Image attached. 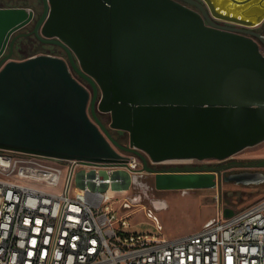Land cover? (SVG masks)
Returning a JSON list of instances; mask_svg holds the SVG:
<instances>
[{"label":"water","instance_id":"95a60500","mask_svg":"<svg viewBox=\"0 0 264 264\" xmlns=\"http://www.w3.org/2000/svg\"><path fill=\"white\" fill-rule=\"evenodd\" d=\"M185 1L197 9L177 0H42L36 17L0 7V148L116 166L134 153L150 170L146 157L223 160L264 141V39L253 29L264 0ZM34 20L35 36L67 57H12L15 33ZM106 112L109 126L99 117ZM110 128L126 131L128 143ZM154 172L158 189L216 185L214 171Z\"/></svg>","mask_w":264,"mask_h":264},{"label":"built area","instance_id":"2783aa9c","mask_svg":"<svg viewBox=\"0 0 264 264\" xmlns=\"http://www.w3.org/2000/svg\"><path fill=\"white\" fill-rule=\"evenodd\" d=\"M253 29L264 39L262 23ZM129 157L116 166L0 148V264H264V196L180 237L130 231L111 206L127 177L118 169L137 165Z\"/></svg>","mask_w":264,"mask_h":264},{"label":"rangeland","instance_id":"374dc122","mask_svg":"<svg viewBox=\"0 0 264 264\" xmlns=\"http://www.w3.org/2000/svg\"><path fill=\"white\" fill-rule=\"evenodd\" d=\"M8 3L10 6L30 9L36 17L43 10L42 0H8ZM262 24L264 25V21ZM32 52H36V49L24 46L20 50L22 56ZM99 117L109 126V113L99 114ZM121 143L127 144L128 136L123 137ZM129 155L137 157V165L132 168L133 173L128 174L123 184L116 185L111 206L119 216L126 217L130 231L158 233L167 238L180 237L199 231L207 221L221 214L227 207L245 208L264 196V179L237 182L225 177L230 173L244 171L264 173V164L247 163L249 160L264 158V141L223 160L171 159L153 162L149 157L146 158L147 165L157 169L202 167L207 171L212 170L210 167L222 165L220 171H215L214 187L158 189L155 174L145 169L143 159L134 153ZM123 173L127 171L118 169V174Z\"/></svg>","mask_w":264,"mask_h":264},{"label":"flooded vegetation","instance_id":"af4514ba","mask_svg":"<svg viewBox=\"0 0 264 264\" xmlns=\"http://www.w3.org/2000/svg\"><path fill=\"white\" fill-rule=\"evenodd\" d=\"M177 1L187 5L188 7L197 9V6L195 4H193V3H191V2H188V1H185V0H177ZM193 1H195V0H193ZM35 21L36 20H34L33 22H31L30 24H28L27 26H25L24 28L20 29L19 31H17L15 33V34H20V36H19V38L17 40L20 39L22 42L20 44L18 42L16 43L15 49L13 51V54L16 51H20L22 47L26 46L29 49L30 48L31 49H36V53H42V52L43 53H51V54H55V55H58V56L67 57L66 50L63 47H61L60 45L54 44V43L43 42V41H41L40 39H38L35 36V34L32 32L34 24H35ZM12 57H13V55H12ZM79 79L84 84H86L89 87H91V84L86 79H84L81 76H79ZM99 114L102 115L103 113H99ZM110 132L113 135V137L117 141H119L120 143L122 142V138L123 137L128 136V133L126 131L120 130V129L110 128ZM146 165H147V163H146ZM147 167L150 169L149 172L150 173H154V174H155L154 170H196V171H206V170H203L202 167H199V168L198 167H192V168H182V169H180V168H168V169H159L158 168L157 169V168H154V167H149L148 165H147ZM210 168H212V170H209V171L218 172V171L221 170L222 165L221 166H213V167H210ZM244 172H246V171H244ZM249 172L254 173L253 180H263L264 179V173H261V172H258V171H249ZM237 173H240V172H237ZM232 174H236V173H230L228 176L225 175V177L228 179Z\"/></svg>","mask_w":264,"mask_h":264},{"label":"trees","instance_id":"16d2710c","mask_svg":"<svg viewBox=\"0 0 264 264\" xmlns=\"http://www.w3.org/2000/svg\"><path fill=\"white\" fill-rule=\"evenodd\" d=\"M0 3L3 5H0V7H14V6H10L9 3H8V0H0ZM17 42L20 44L22 41L19 39L17 40ZM36 52H32L30 55H33L35 54ZM248 164H264V158L262 159H253V160H249L247 161Z\"/></svg>","mask_w":264,"mask_h":264},{"label":"crops","instance_id":"0c3cea01","mask_svg":"<svg viewBox=\"0 0 264 264\" xmlns=\"http://www.w3.org/2000/svg\"><path fill=\"white\" fill-rule=\"evenodd\" d=\"M27 56H29V55L22 56V54L20 53V51H16V52L13 54V57L16 58V59H23V58H26Z\"/></svg>","mask_w":264,"mask_h":264}]
</instances>
